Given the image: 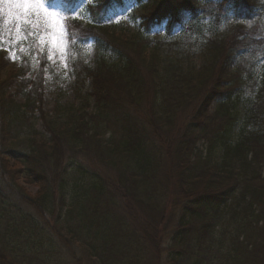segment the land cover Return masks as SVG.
Wrapping results in <instances>:
<instances>
[{
	"label": "trees",
	"instance_id": "obj_1",
	"mask_svg": "<svg viewBox=\"0 0 264 264\" xmlns=\"http://www.w3.org/2000/svg\"><path fill=\"white\" fill-rule=\"evenodd\" d=\"M64 1L85 19L68 23L76 105L44 111L33 24L14 88L0 78V264H264V0Z\"/></svg>",
	"mask_w": 264,
	"mask_h": 264
},
{
	"label": "rangeland",
	"instance_id": "obj_2",
	"mask_svg": "<svg viewBox=\"0 0 264 264\" xmlns=\"http://www.w3.org/2000/svg\"><path fill=\"white\" fill-rule=\"evenodd\" d=\"M42 7L39 11H31L27 14L20 12L14 7H10L8 3L0 4V13L5 18V26L1 30L0 34V78L11 79V85L14 88L16 80L13 75L19 69V56L16 46L23 40L27 39L28 34L24 31V27L31 24L35 26L32 34L37 39V50L42 55L45 54L46 67H45V90H44V111L53 115L56 106L76 105L74 94L71 90L74 79L71 74V61L72 53L70 49L68 23L69 20L74 18L80 22L84 21V13L78 10H74L72 15H68V8L62 0H52L47 2L41 0ZM133 5L127 4L124 10L112 11L106 20V27L109 34L116 38H129L135 33V26L133 20H136V15L140 16V12L137 14H131ZM19 17V19H17ZM85 24V22H83ZM23 28H18V25ZM78 27V26H77ZM75 28V27H74ZM80 32L81 29L77 28ZM55 33L62 38L64 45V53L61 56L59 50L54 53V59L48 60V53L51 51L49 44V37ZM43 41V42H42ZM83 59L85 63L90 67H95L94 50L92 42H89L83 48ZM38 63L33 67L34 74L38 70ZM12 88V89H13ZM86 90L92 92L90 84L86 85ZM38 130L43 132L41 125H38ZM11 172H13V180L31 197L36 196L37 187L33 184L27 183L22 176V166L15 165ZM168 181L164 183L166 185ZM169 187V184L167 185ZM174 195L180 196V193L175 189ZM68 255V251L64 250L63 253ZM81 250L79 248H72V254L80 255Z\"/></svg>",
	"mask_w": 264,
	"mask_h": 264
},
{
	"label": "snow or ice",
	"instance_id": "obj_3",
	"mask_svg": "<svg viewBox=\"0 0 264 264\" xmlns=\"http://www.w3.org/2000/svg\"><path fill=\"white\" fill-rule=\"evenodd\" d=\"M3 3H8L10 7H14L20 12H23L24 14H27L33 10L39 11L42 7L41 0H0V4ZM17 19H19V17H17ZM49 44L51 46V51L48 53L47 57L49 61H52L54 59V53L57 50H59L61 56H63L65 49L61 37L53 33L49 37Z\"/></svg>",
	"mask_w": 264,
	"mask_h": 264
}]
</instances>
